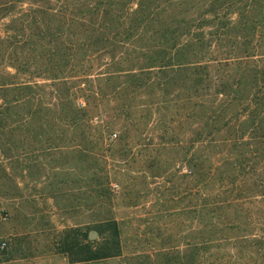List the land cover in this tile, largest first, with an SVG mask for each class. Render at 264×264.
<instances>
[{
    "label": "trees",
    "instance_id": "trees-1",
    "mask_svg": "<svg viewBox=\"0 0 264 264\" xmlns=\"http://www.w3.org/2000/svg\"><path fill=\"white\" fill-rule=\"evenodd\" d=\"M17 131L47 195L97 210L70 262L264 264V0H0L3 154Z\"/></svg>",
    "mask_w": 264,
    "mask_h": 264
},
{
    "label": "rangeland",
    "instance_id": "rangeland-1",
    "mask_svg": "<svg viewBox=\"0 0 264 264\" xmlns=\"http://www.w3.org/2000/svg\"><path fill=\"white\" fill-rule=\"evenodd\" d=\"M19 134L17 131L15 142L8 144L10 150L6 154L0 150V264H81L70 262L63 253L62 230L82 224L84 228L88 227L89 237V233L95 230L90 226L94 224L93 213H97V210L94 208L68 212V207H63L67 201L61 197L54 200L51 195H47L46 176L52 174L51 170L43 162L41 180L33 181L28 176L31 172L38 173L29 161L30 157L27 161L23 160V152L28 146ZM24 163H29L31 169L22 174ZM116 178L118 179L113 183L116 182L118 187L113 188L118 191L124 180L121 177ZM135 183L141 189L146 186L142 177L135 179ZM123 204L124 202L117 203L113 209L116 218L125 216L128 220L135 221V216L145 212L143 205L132 208ZM97 237L98 232L94 238L89 239Z\"/></svg>",
    "mask_w": 264,
    "mask_h": 264
},
{
    "label": "water",
    "instance_id": "water-1",
    "mask_svg": "<svg viewBox=\"0 0 264 264\" xmlns=\"http://www.w3.org/2000/svg\"><path fill=\"white\" fill-rule=\"evenodd\" d=\"M96 235H97V232H96L95 230H92V231L89 233V238H94Z\"/></svg>",
    "mask_w": 264,
    "mask_h": 264
},
{
    "label": "built area",
    "instance_id": "built-area-1",
    "mask_svg": "<svg viewBox=\"0 0 264 264\" xmlns=\"http://www.w3.org/2000/svg\"><path fill=\"white\" fill-rule=\"evenodd\" d=\"M115 187V185H113Z\"/></svg>",
    "mask_w": 264,
    "mask_h": 264
}]
</instances>
